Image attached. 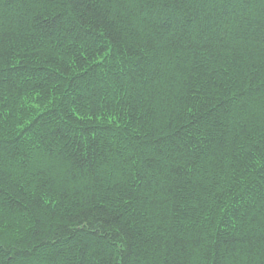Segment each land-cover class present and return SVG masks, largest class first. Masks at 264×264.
I'll return each instance as SVG.
<instances>
[{"label": "trees", "instance_id": "trees-1", "mask_svg": "<svg viewBox=\"0 0 264 264\" xmlns=\"http://www.w3.org/2000/svg\"><path fill=\"white\" fill-rule=\"evenodd\" d=\"M0 264H264V0H0Z\"/></svg>", "mask_w": 264, "mask_h": 264}]
</instances>
